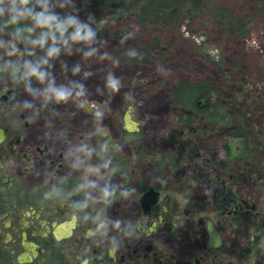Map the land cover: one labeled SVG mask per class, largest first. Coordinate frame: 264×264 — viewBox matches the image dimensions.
Listing matches in <instances>:
<instances>
[{
    "label": "flooded vegetation",
    "instance_id": "obj_1",
    "mask_svg": "<svg viewBox=\"0 0 264 264\" xmlns=\"http://www.w3.org/2000/svg\"><path fill=\"white\" fill-rule=\"evenodd\" d=\"M2 66L0 62V264H115L103 241L88 239L90 230L104 224L108 236L122 235L113 227L115 221L121 227H144L142 238L117 254L118 264H264V175L251 190L241 182V169L227 173L225 180L208 173L194 183H174L169 168L165 173L160 167L133 166L126 155L111 150V141L101 150L98 140L90 145L95 152L84 166L74 169V157L66 156L85 144L83 137L70 138L52 125L41 135L31 120L6 117L12 89L6 87ZM11 77L10 85H17L18 75ZM198 156V148H191L189 159ZM106 160L111 164L97 183L119 187L103 200L98 190L92 191L88 207H80L85 192L79 186L89 178L85 167ZM172 170L179 172L178 167ZM46 193L52 195L45 199Z\"/></svg>",
    "mask_w": 264,
    "mask_h": 264
},
{
    "label": "rangeland",
    "instance_id": "obj_2",
    "mask_svg": "<svg viewBox=\"0 0 264 264\" xmlns=\"http://www.w3.org/2000/svg\"><path fill=\"white\" fill-rule=\"evenodd\" d=\"M213 1L250 17L251 30L247 37L229 36L222 28L202 18L186 20L177 29L150 26L143 30L138 26L135 39L122 44L120 41L129 30L128 26L138 24L131 15L111 16L101 22L102 33L94 45L99 49L96 56L85 58L80 46H73L71 54L65 51L50 61V66L46 67L57 85L67 86L78 82L85 87L87 94L80 98L85 102L83 107L78 106L77 100L46 103L42 97L29 94L19 73L9 74L5 70L22 65L26 60L38 59L45 54L44 50L37 48L34 55H29L31 45L27 41L12 39L0 31V41L3 42L0 62L7 78L6 87L12 89V94H9L11 109L10 113L6 111V117L23 116L31 120L41 135L46 134L48 126L52 125L70 138L83 137L89 147L94 140H98L101 150H105L104 146L111 141V150L126 155L133 166L160 167L164 168L165 173L169 168L171 182L174 183H194L199 178H206L208 173L225 180L227 173L241 169L245 172L241 182L251 190L258 177L263 179L264 175L263 7L256 6L255 0ZM72 3L75 8L57 7L56 11L61 14L78 11L81 19H87L89 6L81 0H72ZM130 48L149 57L148 63L127 61L117 54L118 49L128 52ZM13 51L14 54L10 55ZM105 53L109 54L110 59H101ZM117 61L119 66L115 67ZM77 64L80 65V73L74 75L73 69ZM159 65L170 69V72L162 75L157 71ZM85 73L91 75L85 78ZM109 73L122 81L119 93L107 89ZM17 75L20 79L18 84L12 82L10 85L11 76ZM181 79L208 81L215 86L214 100L226 108L229 118L235 121L236 115L247 121L251 138L246 147L242 139L229 136L233 127L238 126L237 123L219 126L216 134L207 133L206 124L200 122L191 125V128L201 133L179 136L182 112L174 104L164 84ZM31 86L43 89L45 85L32 80ZM25 104L30 107H25ZM97 111L103 113L102 118L95 115ZM126 118L131 129L125 127ZM174 140L180 143L175 144ZM225 143L229 145V153L224 147ZM194 147L198 148L199 156L190 160L184 155L178 166L179 172L174 175L172 166L165 161L170 163L169 153L174 150L178 152L177 148L187 153ZM146 151L147 158L141 157V152ZM162 159L164 165L157 164ZM202 181L208 183L207 179Z\"/></svg>",
    "mask_w": 264,
    "mask_h": 264
},
{
    "label": "clouds",
    "instance_id": "obj_3",
    "mask_svg": "<svg viewBox=\"0 0 264 264\" xmlns=\"http://www.w3.org/2000/svg\"><path fill=\"white\" fill-rule=\"evenodd\" d=\"M68 8L75 6L72 0H0V17H5V27L14 26L12 35L14 38L26 40L31 45L29 55L35 54V49H43L44 55L36 60H26L22 65H14V71L19 73V77L26 85V91L31 95H38L43 98L44 102H55L57 104L67 103L70 100L79 101L78 106L83 107L84 101L80 98L85 97L87 91L85 87L78 83L72 82L69 85H57L55 79L48 72L46 66H50V61L57 59L62 52L71 54L73 46H80L85 58H91L99 53V49L94 47L98 40V33L93 27L94 17L89 14L87 19H81L78 11H70L61 14L56 11V8ZM39 8V11H37ZM28 20L31 25L27 28L21 27V22ZM39 33L37 34V30ZM127 33L123 36L120 43H127L129 40L135 39L139 32V27L136 24L128 26ZM29 33L27 37L23 34ZM3 42L0 41V46ZM14 54L13 52L9 53ZM130 58L142 57V53L138 52L135 48H130L127 52ZM101 59H110L109 54L105 53ZM115 67L119 66V62H115ZM157 71L162 75L170 72V69L164 68L163 65L157 66ZM80 73V65L77 64L73 69V74ZM91 73H85L87 78ZM32 80L37 81L41 85H45L43 89H34L31 86ZM122 81L113 73H109L106 80V87L111 92L119 93L122 88ZM25 107L30 105L25 104ZM95 115L98 118L103 117V113L97 111ZM106 145L104 149L106 150ZM95 149L89 147L88 144L80 145L74 152H69L67 157H74L72 167L78 169L84 166L86 158L91 157ZM111 161L106 160L100 165H87L85 173L88 179L79 186L85 192V200L79 202L82 208L88 207V200L91 197L92 191L98 190L100 192V200L110 198L119 187L111 183H105L101 188L97 180L102 174V169L110 166ZM92 176L97 179H91ZM157 182L166 183L162 177L156 178ZM123 195V193H121ZM52 193H46L45 199L51 196ZM113 227L122 233V235L108 236V225H98L95 229L90 230L88 233L89 240L103 241V248L106 255L112 259L115 264H118L117 254L122 249L126 248L128 243L137 241L142 238L143 234L141 228L144 229L142 223L129 224L128 226L121 227L120 221L111 222ZM145 232V230H144Z\"/></svg>",
    "mask_w": 264,
    "mask_h": 264
},
{
    "label": "trees",
    "instance_id": "obj_4",
    "mask_svg": "<svg viewBox=\"0 0 264 264\" xmlns=\"http://www.w3.org/2000/svg\"><path fill=\"white\" fill-rule=\"evenodd\" d=\"M89 6L86 14L93 15V27L96 28L98 35L102 33L101 22L107 17H120L131 15L138 26L143 30H147L150 26H158L162 28L177 29L186 20H196L205 18L207 22L214 26H218L224 32L232 37L244 38L250 33L251 19L248 15L241 12L231 10L224 4H219L213 0H81ZM256 6H261L264 13V0H255ZM39 11V10H38ZM5 17H0V31L10 35V38L26 41L20 38H14L12 35L14 26L5 27ZM31 25L28 20L21 22V27L27 28ZM25 37L29 33L24 32ZM117 54L124 60L132 62L148 63L149 57L130 58L127 52L118 49ZM5 71L16 73L14 67L11 66ZM164 87L169 91L171 98L176 107L181 110L182 115L179 118V126L184 132V136L188 137L192 134L201 133L199 130L191 128V125L203 122L206 124V132L213 133L221 125H231L237 123L229 136L240 138L246 144L250 141L249 128L247 121L240 116L234 115V119L229 118L226 108L214 100L215 86L208 81L193 82L185 79L176 81L175 83L166 82ZM205 132V133H206ZM203 133V132H202ZM175 144L180 143L174 140ZM224 147L229 153V145L225 143ZM169 153L171 157V166L178 167L182 160L189 158V152L181 148ZM183 150V151H182ZM167 161V160H165Z\"/></svg>",
    "mask_w": 264,
    "mask_h": 264
},
{
    "label": "water",
    "instance_id": "obj_5",
    "mask_svg": "<svg viewBox=\"0 0 264 264\" xmlns=\"http://www.w3.org/2000/svg\"><path fill=\"white\" fill-rule=\"evenodd\" d=\"M37 10H39V8H37ZM125 123H126L125 127L128 128V129H131L129 120L127 118L125 120ZM210 235H211V237H213V232L212 231H210Z\"/></svg>",
    "mask_w": 264,
    "mask_h": 264
}]
</instances>
